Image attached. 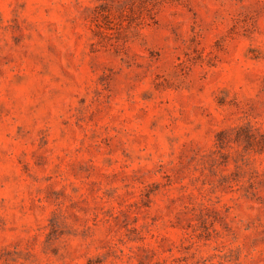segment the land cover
Instances as JSON below:
<instances>
[{
    "label": "rangeland",
    "instance_id": "1",
    "mask_svg": "<svg viewBox=\"0 0 264 264\" xmlns=\"http://www.w3.org/2000/svg\"><path fill=\"white\" fill-rule=\"evenodd\" d=\"M0 264H264V0H0Z\"/></svg>",
    "mask_w": 264,
    "mask_h": 264
}]
</instances>
